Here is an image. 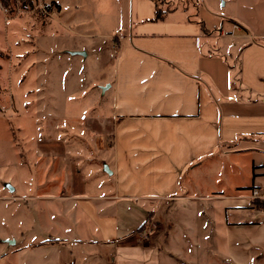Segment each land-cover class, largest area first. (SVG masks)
Returning a JSON list of instances; mask_svg holds the SVG:
<instances>
[{"label": "crops", "instance_id": "0c3cea01", "mask_svg": "<svg viewBox=\"0 0 264 264\" xmlns=\"http://www.w3.org/2000/svg\"><path fill=\"white\" fill-rule=\"evenodd\" d=\"M173 2L152 20L155 0H132L110 56L111 181L74 201L52 264H79L81 241L107 264H264V208L249 196L264 191V6L208 0L213 23Z\"/></svg>", "mask_w": 264, "mask_h": 264}, {"label": "rangeland", "instance_id": "374dc122", "mask_svg": "<svg viewBox=\"0 0 264 264\" xmlns=\"http://www.w3.org/2000/svg\"><path fill=\"white\" fill-rule=\"evenodd\" d=\"M59 1L63 12L51 0L26 8L19 0H9L6 8L0 0V264H52L54 241H62L53 234L62 232L64 222L73 224L74 201L111 181L110 56L129 25L132 0ZM207 2L192 0L191 12L216 23ZM238 2L264 6V0ZM237 9L254 21V12ZM211 182L227 185L220 174ZM262 192L252 189L249 196L263 201ZM98 247L77 242L74 258L107 264Z\"/></svg>", "mask_w": 264, "mask_h": 264}, {"label": "trees", "instance_id": "16d2710c", "mask_svg": "<svg viewBox=\"0 0 264 264\" xmlns=\"http://www.w3.org/2000/svg\"><path fill=\"white\" fill-rule=\"evenodd\" d=\"M19 1H20V3H21V7H22V8H26L27 5H29V6H33V2H34L35 0H19ZM2 2H3V4H4V6H5L6 8H8L9 0H2ZM44 4H45V7H46L47 9H50V5H48V4L45 3V2H44ZM155 5H156V9H155L154 16H153L152 20H158V19H161V18L163 17V14H164V11H163V10L160 8V6H159V1L155 0ZM253 203H254L256 206H261V207L264 208V201L253 200ZM147 220H148V219H147ZM147 220H146L144 223H142V224H140V225L138 226V230H141V229L143 228V226H144V224L147 222Z\"/></svg>", "mask_w": 264, "mask_h": 264}, {"label": "built area", "instance_id": "2783aa9c", "mask_svg": "<svg viewBox=\"0 0 264 264\" xmlns=\"http://www.w3.org/2000/svg\"><path fill=\"white\" fill-rule=\"evenodd\" d=\"M256 193H257V191L254 190V191H253V194L255 195ZM150 231H151L150 227H145V228H143V229H141V230L139 231V234H140V235H143L144 238H147V234H150Z\"/></svg>", "mask_w": 264, "mask_h": 264}]
</instances>
